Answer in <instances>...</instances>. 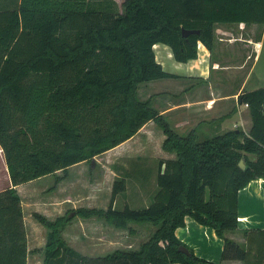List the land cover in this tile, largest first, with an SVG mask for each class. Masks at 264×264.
<instances>
[{"label":"trees","instance_id":"obj_1","mask_svg":"<svg viewBox=\"0 0 264 264\" xmlns=\"http://www.w3.org/2000/svg\"><path fill=\"white\" fill-rule=\"evenodd\" d=\"M239 23L264 25V0H122L120 10L111 0H18L0 8V151L9 180L0 190V264H25L29 252L15 185L90 161L147 121L163 133L161 149L174 155L158 161L149 203L113 208L125 188L116 178L104 209L79 207L53 220L32 212L46 229L41 264H214L174 235L185 216L221 239L220 261L263 264L264 230H242V244L227 234L238 230L239 189L264 179V86L237 95L246 104L247 132L204 138L196 128L177 133L136 94L140 83L177 77L155 62L153 44L186 62L198 43L212 51L215 24ZM73 216L100 218L130 234L128 223L153 228L134 249L89 257L61 238Z\"/></svg>","mask_w":264,"mask_h":264},{"label":"crops","instance_id":"obj_2","mask_svg":"<svg viewBox=\"0 0 264 264\" xmlns=\"http://www.w3.org/2000/svg\"><path fill=\"white\" fill-rule=\"evenodd\" d=\"M111 1L117 5L115 0ZM241 24L242 23H239V26ZM215 38L212 51L209 52L203 45L198 43L196 46V57L194 59L187 60L186 62L173 61L171 52L168 47H165L166 45L163 46V44L155 43L152 46L155 62L158 63L163 71L171 73L177 77L157 79L140 83L137 85L136 94L139 99H149L151 106L159 114L164 116L174 130L182 127L188 130L196 128L198 132L201 131L200 133H202L204 132L202 126L209 127L214 124L213 127L215 128L219 124L220 129L225 128L226 130H230L239 128L243 132H247L250 127V120L246 106L244 104H239L236 99L238 93L244 91L242 88L243 81L249 74L250 69H240L242 68V63H236L235 66H231V69H229L230 67L222 62L223 57H227L228 54L226 49H223L221 46L227 47L229 44V38L234 39V37L221 38L215 36ZM257 46L258 42L256 41L254 43V52L255 49L258 48ZM157 50L162 52L161 58L157 57ZM234 71H239L241 86L237 90L222 93V89L225 90L227 84L231 82V78L225 79L224 76H234ZM198 87H203L208 90L203 97H197L195 95ZM230 101H232L233 104H231ZM240 105L246 110V112H244L247 113L245 118H242V111L238 110ZM227 108H230V110ZM229 112H236V119H233V117L229 118ZM244 125L246 126V130H244ZM152 136H154L157 140V146L153 154L149 152L146 147L140 145V148H138L135 145V143H138L136 138H140V140L144 139L145 142H150ZM163 138L164 135L161 130L157 128L153 122L147 121L131 137L99 154H111V156L109 155L110 158H119L121 162L116 168L114 167L115 170L113 169V165H111L112 162L104 163L102 174L99 177L95 176V178H92L94 182L88 187L87 191H89V195L87 196H78L82 190H85L84 188H81L82 190L78 193V195H73L70 190V187L73 186L72 184H77L78 178L84 176L79 173V171H81L80 166L84 163V161L66 167L64 172L62 170H56L52 174H47L24 182L25 184H28L41 178H45L44 182H46L48 192L47 194H44V202L39 199V204L42 203L45 206L37 208L35 212L42 214L46 218H53L63 214L66 207L69 204L72 205L74 202H79L81 203L80 206L88 208L98 207L96 203L100 201V203L105 202V206H107L110 199L112 181L115 177H118L117 171L119 170L120 172L125 173L124 171L127 169L134 170V176L131 172L130 177L133 181L135 180L136 184L139 185V187L136 188L139 190L141 196L140 200L147 202L148 196L146 192L148 193V191L146 189V184L145 182L143 183L140 176H137L136 170L144 169L145 166H151L152 170L156 173L158 161L174 157L173 153L166 152L161 149L160 144ZM152 155L155 156L152 157ZM149 159H151L150 162H148ZM55 177H60L59 181L56 183H54ZM153 177L155 179V175ZM121 178L124 180L125 188L123 191L113 196L112 203L113 200L120 195L119 201L126 203V198L124 196H130L128 195L129 193L127 190V184L129 181H127L126 176ZM24 183L15 185L14 187L17 189V187ZM101 184L106 185L107 187V191L102 192L106 194V197H103V199L101 198L102 196L99 195L101 189L100 187L99 189L97 187ZM150 184L152 186V183ZM51 186L52 188H50ZM76 187L79 188L80 185H75V188ZM150 195H152V193ZM30 201L34 202V200ZM20 206L25 232L26 248L28 250V235L21 200ZM236 221L238 230L234 233H238L239 238H235L233 236L234 233H230V235L227 234V236L241 244L244 242L241 234L242 230H264V179L258 178L250 180L243 188L239 189L237 192ZM31 224V226H28L33 228V233H43V226L35 222V220L32 221ZM174 235L184 245L191 248L193 254L198 258L214 264L219 262L222 264L237 263V261L232 260L220 261L219 259L222 247L221 239L214 235L212 229L199 225L188 216L183 218V226L174 230ZM94 238L98 243V233L94 236ZM129 246L130 243L127 244V249H129ZM28 254L29 253L26 254L25 264L28 260Z\"/></svg>","mask_w":264,"mask_h":264},{"label":"rangeland","instance_id":"obj_3","mask_svg":"<svg viewBox=\"0 0 264 264\" xmlns=\"http://www.w3.org/2000/svg\"><path fill=\"white\" fill-rule=\"evenodd\" d=\"M116 1V8L120 10V1L121 0H115ZM18 0H0V8L2 9H10L12 6L16 5ZM240 27V28H239ZM213 33L214 38L215 36L225 38V37H234V39L229 38V44L227 47L221 46L223 49H226V52L228 56H224L222 59V62L224 64H227L231 69V66H235L236 63H242V68L240 69H250L249 74L247 75L246 79L243 81L242 88L244 91L251 90L254 88L262 87L264 86V25L259 24H250V25H240L239 24H215L213 27ZM237 38V39H235ZM216 39V38H215ZM248 40V41H247ZM258 42V48L255 49L254 52V43ZM219 43V42H218ZM219 45V44H218ZM165 46V45H163ZM167 47V46H165ZM157 57H162V52L160 50L156 51ZM255 55V57H254ZM172 59V58H171ZM174 61V60H173ZM235 74L232 75H225V79H230L231 82L227 84L225 87L226 89H222L223 92H230L232 90H237L241 85V82L239 80V71H234ZM212 76V72H211ZM228 76V77H227ZM203 87H198V90H196L195 95L197 97H203V95L207 92ZM219 92V91H216ZM237 99V96H236ZM231 104H233L232 101H230ZM230 107V106H229ZM230 110V108H227ZM239 111H242L243 115L242 118H245L247 113L245 108L243 106L238 107ZM237 111V110H236ZM230 113V112H229ZM229 118L236 119V112L230 113ZM214 124L211 126H202L204 132H202L200 135L201 138L211 136L215 133H221L224 129L219 128L216 126L213 127ZM208 127V129H207ZM239 127V126H237ZM179 134H185L188 129L182 128H176L175 129ZM244 130H246V126L244 125ZM201 132V131H200ZM136 141L138 143H135V145L140 148V145L146 147V149L154 153V150L157 146V140L154 136H152V139L150 142H145L144 139L140 140V138H136ZM132 151V149H131ZM109 155L111 154H102L96 157H93L92 160L84 162L81 166L79 173L83 174L81 178L79 177L77 180V184L73 183L69 189L71 190L73 195H78V193L82 190L81 188H84L85 190H82V192L78 196H87L89 195V191H87L88 187L91 186V184L94 182L92 178H95V176L99 177L104 169L103 164L104 163H110L113 165V169L120 164L121 160L119 158L114 159V157L110 158ZM155 155H152L154 157ZM249 158H252V156L249 155ZM123 159V158H121ZM132 159V158H131ZM155 159V158H153ZM151 159L148 160L150 162ZM131 161V160H128ZM148 164V163H147ZM131 165V164H130ZM151 165V164H149ZM115 167V168H114ZM132 167V166H131ZM125 173L117 171L118 177L121 178L123 176L127 177V181L129 183L127 184V190L128 195L130 196H124L126 198V203H123L119 201L120 196H117L113 200V208L115 209H121L125 204L129 206L130 208H140L146 206L151 198V193L156 190V184H155V171L152 170L151 166H145L144 169L136 170L137 176H140L143 183L146 184V189L148 193L146 192L148 196L147 202H143L140 200L141 196L139 193V190L136 187H139L138 184L135 183V180L133 181L130 177V173L132 172L134 176V170H125ZM131 174V175H132ZM8 175L6 171V167L3 161L2 153L0 151V190L4 189L9 185L8 182ZM45 178H41L39 180H36L35 182L28 183V184H22L17 189L15 188L17 194L19 195V198L22 202V207L24 211V217L26 222V229H27V238H28V260L26 264H41L42 262V253L41 249L44 245V237L46 229L43 227V233H33V228L29 227L28 225H32V221H34L33 217L31 216L32 212H35L37 208H40L43 205L42 203L39 204V199L44 202L45 195L48 192V189L46 187ZM151 181V182H150ZM103 182V181H101ZM152 183V186L151 184ZM75 185H80V187H76ZM98 189L100 187L101 192L99 193L101 198L106 197L105 193L107 191L106 185H98ZM137 190V193H136ZM131 194H130V192ZM30 200H34V202H31ZM101 202V201H100ZM96 203L98 207L93 208H99L104 209L105 202L102 203ZM81 203L74 202L69 204L64 213L66 211H69L71 209H76L80 206ZM100 206V207H99ZM88 208V207H86ZM63 213V214H64ZM61 214V215H63ZM57 216L53 218H48L50 220H53ZM36 222V221H35ZM128 226L133 229V232L130 234L125 229H117L113 227L112 225L106 223L103 219L96 218V217H89V218H81L79 216H73L62 228L61 230V238L63 241L71 247L72 249L76 250L82 255L93 257L95 255H103L106 254L113 249L120 248V249H127V244L130 243L129 249L136 248L138 244L143 241L147 235L152 230V225L149 223H128ZM31 228V229H30ZM42 229V228H41ZM115 230V231H114ZM99 235V242L97 243L95 241L94 236ZM230 235V234H229ZM233 236L235 238H239L238 233H234ZM115 247V248H114ZM124 247V248H123ZM37 249L36 251L31 252L32 250Z\"/></svg>","mask_w":264,"mask_h":264},{"label":"water","instance_id":"obj_4","mask_svg":"<svg viewBox=\"0 0 264 264\" xmlns=\"http://www.w3.org/2000/svg\"><path fill=\"white\" fill-rule=\"evenodd\" d=\"M190 33H198V30H184V31H182V35H183V36H186V35H188V34H190ZM237 166H238L240 169H243V167H244V163H243V160H242V159H240V160L238 161ZM178 251L184 253L185 255H189V252H188L187 248H186L184 245H180V246H178Z\"/></svg>","mask_w":264,"mask_h":264},{"label":"built area","instance_id":"obj_5","mask_svg":"<svg viewBox=\"0 0 264 264\" xmlns=\"http://www.w3.org/2000/svg\"><path fill=\"white\" fill-rule=\"evenodd\" d=\"M246 106V104H244Z\"/></svg>","mask_w":264,"mask_h":264}]
</instances>
